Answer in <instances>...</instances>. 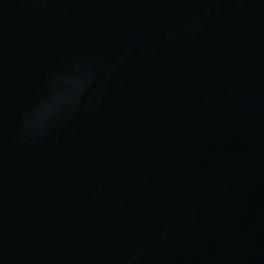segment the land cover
<instances>
[{
  "label": "water",
  "instance_id": "95a60500",
  "mask_svg": "<svg viewBox=\"0 0 264 264\" xmlns=\"http://www.w3.org/2000/svg\"><path fill=\"white\" fill-rule=\"evenodd\" d=\"M0 264H264V0H0Z\"/></svg>",
  "mask_w": 264,
  "mask_h": 264
}]
</instances>
